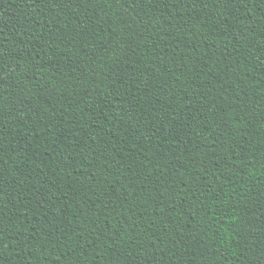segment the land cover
Listing matches in <instances>:
<instances>
[{"label": "trees", "instance_id": "1", "mask_svg": "<svg viewBox=\"0 0 264 264\" xmlns=\"http://www.w3.org/2000/svg\"><path fill=\"white\" fill-rule=\"evenodd\" d=\"M91 3L0 0V264H264V0Z\"/></svg>", "mask_w": 264, "mask_h": 264}, {"label": "snow or ice", "instance_id": "2", "mask_svg": "<svg viewBox=\"0 0 264 264\" xmlns=\"http://www.w3.org/2000/svg\"><path fill=\"white\" fill-rule=\"evenodd\" d=\"M121 3V0H115V3H113V0H92L93 5H103V7L107 9H111L114 4L119 5ZM115 15V14H113ZM127 22L123 19V17H117L115 20L110 21V27L115 39L114 49L119 51L122 46H127L125 44V41L123 39L124 33H123V26H126ZM100 67H103V65H100ZM97 69L89 68L88 66L83 67V79L80 81V83H84L85 81H91L95 82L93 77L95 75H98Z\"/></svg>", "mask_w": 264, "mask_h": 264}]
</instances>
